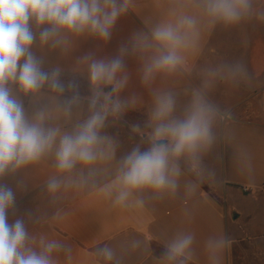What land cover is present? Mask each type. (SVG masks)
I'll return each mask as SVG.
<instances>
[{
	"label": "crops",
	"instance_id": "obj_1",
	"mask_svg": "<svg viewBox=\"0 0 264 264\" xmlns=\"http://www.w3.org/2000/svg\"><path fill=\"white\" fill-rule=\"evenodd\" d=\"M127 2L108 40L69 33L55 47L41 46L37 39L32 51L45 70L59 68L61 80H81L89 92L85 57L120 56L124 67L118 79L126 82L113 99L121 102V112L140 115L141 124L108 115L101 135L109 155L90 165L78 163L60 172L53 149L0 177V184L16 194L9 222L23 218L29 246L36 251L57 242L54 264H168L166 247L180 234L194 238L186 264H264V0H254L251 14L233 25L213 23L202 0ZM184 16L194 18L196 26L188 46L178 50L182 64L145 81L144 68L154 50H143L141 42L150 40L157 26L175 25ZM65 86V96L74 90L80 97L67 116L60 107L63 97L47 89L25 96L11 87L29 117L43 110L46 126L64 132L88 117L91 97ZM104 89L112 91V86ZM164 94L174 99L173 119L184 118L193 98L202 97L213 110L212 143L195 158L185 155L176 161L174 191L142 189L124 205L115 204L116 190H109L119 163L133 149L150 147L156 98ZM53 179L59 187L50 191ZM213 241L224 243L210 259ZM104 246L113 252L111 261L98 253Z\"/></svg>",
	"mask_w": 264,
	"mask_h": 264
},
{
	"label": "clouds",
	"instance_id": "obj_2",
	"mask_svg": "<svg viewBox=\"0 0 264 264\" xmlns=\"http://www.w3.org/2000/svg\"><path fill=\"white\" fill-rule=\"evenodd\" d=\"M254 0H202V7L213 23L233 25L252 12ZM127 0H0V177L15 173L22 166L39 160L55 150L56 168L70 172L79 163L90 165L107 158L106 137L101 135L109 114L121 110V102L113 94L123 88L126 80L118 79L124 64L120 56L110 60L85 57L92 85L89 115L71 131L46 126L43 110L28 116L23 102L13 92L12 85L25 96H35L47 89L63 97L60 107L71 115L80 103L79 93L73 90L65 96L59 68L45 70L43 61L32 51L39 40L41 46L55 47L67 34H90L108 40L117 19L126 12ZM196 21L181 17L175 25L157 26L151 38L141 42L143 50L153 49L151 62L144 68L147 81L154 72L174 71L183 62L178 50L188 46ZM235 71L240 72L237 68ZM112 91L105 92L106 86ZM68 88H73L69 85ZM175 102L171 95L158 96L152 114L156 122L151 144L146 150L133 149L119 163L117 175L110 186L116 190L114 203L124 205L129 196L142 189L158 192L174 191L179 176L176 161L182 156L195 158L212 143L213 110L195 96L182 119H173ZM110 146V145H109ZM50 191L59 187L55 179L49 182ZM16 194L6 184H0V264H54L52 253L59 248L55 241L43 244L40 251L29 246V235L23 218L9 222V210L15 209ZM142 203V201H137ZM191 235H177L166 247L168 264H186L193 243ZM220 242H210V259ZM106 261L113 259L107 246L98 249Z\"/></svg>",
	"mask_w": 264,
	"mask_h": 264
},
{
	"label": "rangeland",
	"instance_id": "obj_3",
	"mask_svg": "<svg viewBox=\"0 0 264 264\" xmlns=\"http://www.w3.org/2000/svg\"><path fill=\"white\" fill-rule=\"evenodd\" d=\"M62 83H64V85H73L74 88H76L77 90H80L82 93L86 94L87 92H89L87 89H86V86L83 84V82L81 80H77V79H62L61 80ZM67 82V84H65ZM67 88V87H66ZM89 94L92 96V92H89ZM110 118L111 119H118V121L120 120H132V121H135L137 122L138 124L140 123L141 124V116L138 115V114H126V113H123V112H118L116 114H109Z\"/></svg>",
	"mask_w": 264,
	"mask_h": 264
},
{
	"label": "trees",
	"instance_id": "obj_4",
	"mask_svg": "<svg viewBox=\"0 0 264 264\" xmlns=\"http://www.w3.org/2000/svg\"><path fill=\"white\" fill-rule=\"evenodd\" d=\"M103 91H105V92H108V89H104ZM111 91V89H109V92Z\"/></svg>",
	"mask_w": 264,
	"mask_h": 264
}]
</instances>
